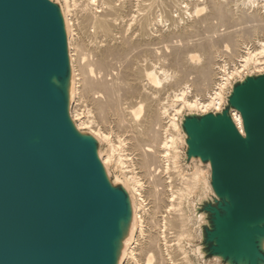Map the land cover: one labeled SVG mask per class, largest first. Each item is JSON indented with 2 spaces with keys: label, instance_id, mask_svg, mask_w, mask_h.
<instances>
[{
  "label": "water",
  "instance_id": "1",
  "mask_svg": "<svg viewBox=\"0 0 264 264\" xmlns=\"http://www.w3.org/2000/svg\"><path fill=\"white\" fill-rule=\"evenodd\" d=\"M61 7L0 0V264H117L133 215L99 141L71 119ZM178 124L182 166L209 169L188 207L198 258L264 264V70L233 77L219 109Z\"/></svg>",
  "mask_w": 264,
  "mask_h": 264
},
{
  "label": "bare ground",
  "instance_id": "2",
  "mask_svg": "<svg viewBox=\"0 0 264 264\" xmlns=\"http://www.w3.org/2000/svg\"><path fill=\"white\" fill-rule=\"evenodd\" d=\"M64 1L68 11L69 8L72 10L69 6L75 5L76 1ZM151 1L147 4L144 3L145 0H84L81 7L79 4L78 12L80 13L77 14L78 17H74V21L71 18L73 15L69 17L68 12H65L67 9L64 10L61 7L71 67L69 86L71 119L79 130H86L100 144L106 143V150L98 149L99 157L107 172L112 163L120 170L123 177L121 184L128 190L131 197L133 215L129 229L122 240L117 264H151L154 251L159 257L157 262L154 260V264H183V261H188L186 260L187 250H181L180 240L191 235L192 230L190 215L181 205L186 194L193 192L195 188L202 184L206 189L210 187L206 179V170L197 161L192 162L193 169L189 173L180 165L178 143L183 145V138L177 123L178 114L184 107L201 112L214 106L219 109L224 99L222 88L230 81L229 76L239 73L250 64L261 68L264 63V9L261 11L264 4L260 3V0H240L242 4L249 3L255 6L248 16L245 15L246 13L241 14L243 13L240 10L243 9L241 7L238 9L241 13L234 16L235 12L230 5L231 0H205L210 8L209 14L223 22V25L235 17L256 21L246 30L247 34L254 35L255 43L258 45L250 47L251 49L245 47L243 53H237V51L249 36L240 32L235 34L233 30L226 32L223 38L228 41L224 45L226 50L230 45V49L239 57L238 64L234 63L235 65L233 64L231 68L230 65L225 67L224 64H219V57L222 55H220L218 43L221 40L217 39L220 37L213 40L209 38L210 35H204L209 39L203 41L192 38L193 49L188 47V41L184 42L183 47L172 41L175 36L186 40L185 38L196 30L197 22L201 20L202 25V20L206 17L203 19L198 17V21L181 25H179L181 22L178 24V19L172 18L168 28L163 29L160 13L155 14L158 9L154 13L155 8H152V3L155 1ZM162 1L161 7L164 3ZM169 1L175 2L179 10L182 6L186 9L189 5L185 2L187 0ZM204 2L202 1V4ZM175 3L171 4L175 5ZM233 3L238 4L237 1ZM206 13L208 15V12ZM206 26L205 23L204 27L207 28ZM259 31L263 33L257 38L255 36ZM250 39L253 40V38ZM162 40L172 42L168 44L170 51L165 53L163 50L159 55L160 51H157L159 47H155V50L151 47L154 45L151 42L160 41L161 43ZM155 44L158 43L155 42ZM160 47L163 49L164 46L160 45ZM196 51L198 53H192ZM89 52L92 53L94 60H86ZM96 73L98 76L95 75ZM163 81H166L165 84L158 89V85ZM189 87L194 92L192 98L185 91ZM212 89L214 91H211ZM165 93L167 94L163 96ZM197 95L200 96L197 97ZM170 96H174V99ZM86 97L90 101L84 103L83 99ZM144 101L147 103L146 111L143 118L137 122L141 114L139 109H142ZM169 105L173 110H171L172 116ZM233 116L240 125L239 114L233 111ZM164 118L168 120L164 121ZM166 122H170L172 130L167 127ZM119 132L121 135L117 134ZM127 134H131L130 137ZM122 135L123 138H121ZM127 136L132 140L130 145L135 152L133 150L129 153L128 151L121 153L123 152L121 146L125 144L124 140ZM157 166H161L167 174L170 169L175 171V175L181 182L177 190L172 189L167 192L164 188L166 184L167 187L169 186L166 183L167 180L164 185L162 182L165 191L157 188V180L159 184L161 182L160 176H157V173L158 175L161 173ZM205 166L208 172V165ZM144 174L149 177H147L146 185L140 177L141 175L144 177ZM166 177H170V174ZM164 192L168 194L165 195ZM174 192L179 200L177 199V204L173 206ZM167 226L179 228L174 238L176 250H180L178 254L182 253L180 258L174 257L171 253V245L174 243H168L164 233ZM146 251L150 253L144 263L138 256L141 252L146 254Z\"/></svg>",
  "mask_w": 264,
  "mask_h": 264
},
{
  "label": "rangeland",
  "instance_id": "3",
  "mask_svg": "<svg viewBox=\"0 0 264 264\" xmlns=\"http://www.w3.org/2000/svg\"><path fill=\"white\" fill-rule=\"evenodd\" d=\"M56 1H58L60 4H61V6H62V9H67L66 8V6H64L65 4V1L64 0H56ZM76 2H75V5H72V6H69V7H72V10H71V8H69V11H68V9L65 11V12H68V15H69V17L71 16V14L73 15V16H71V18H72V20L74 21V17L76 18V17H78L79 15H77V14H79L80 12H78L79 10V8L83 5V3H84V0H75ZM83 1V2H82ZM150 1L151 0H145V2L144 3H150ZM155 1V2H154ZM187 1H189V2H187ZM187 1H185L187 4H189L188 5V7L185 9L184 7L185 6H182V9H178V8H176V3L175 2H171V1H167V0H163L162 2H164L163 3V7H161V5H162V3L160 4V2H161V0H152L151 2H154V3H152L153 5V7L152 8H155V9H153L154 10V13H155V11H157V9H158V11L155 13V14H158V13H160V16H161V24H162V28L163 29H167L168 28V24H170L171 23V21H172V18L173 19H178V24L179 25H181L182 23H188V22H191V21H198L199 19H203V18H205L204 20H202L203 22H202V25H201V20L200 21H198L197 22V25L199 26V25H201V26H197L196 25V30L193 32V34H190V35H188L187 37H188V39H187V37L185 38L186 40H183V39H180V37H178V36H175V37H171L172 38V41L174 40V42L177 44V45H180V46H182L183 47V44H184V42L185 41H188V47L189 48H191V49H193L192 48V43H193V41L194 40H198V41H203L204 39L205 40H207V39H213V40H216L217 38H219V39H217V40H221V41H219V43H218V46L220 47H218V49L219 50H221V54L220 55H222V56H220L219 57V64H224L225 65V67H229V65H230V68L232 67V65L234 64V63H236V65L238 64V60H239V57L237 56V54H236V52H233L232 51V49H230V45L228 46L229 47V49H227L226 50V48H225V44H227L228 43V41H226L225 39H223V38H225V35H226V32H229V30H233L232 32L233 33H235V34H238V32H240V33H243V35L244 34H246V35H248L249 37H247L246 39V41H244V43L240 46V48L238 49L239 51H237V53H243L244 51H245V47H247V48H249V49H251V48H253V47H255V46H257L258 44L257 43H255L256 42V38H254L253 36L254 35H250V33L249 34H247V30L250 28V27H252L253 26V24H255L256 23V21L254 22V21H252V20H250L249 18H237L236 19V17H235V19L233 18V20L231 21V20H228V22L226 21H224L225 23V25H223V22L221 23V21H219L218 19H216V17H213V15H210L209 14V11H210V8L208 7L209 5L207 4L208 2L207 1H205V0H187ZM202 1L204 2L203 4H202ZM230 1V0H229ZM235 2V1H237V3L238 4H234L233 2ZM239 1V2H238ZM168 3V5H167V3ZM185 2H183L184 4H185ZM174 4L175 3V5H172V4ZM231 4V7H232V10H233V12H235L234 13V16H237V14H239V12L241 13V11L243 12V13H241V14H244V13H246L245 15L246 16H248L249 14H251V12L253 11V9L255 8V6L253 7L251 4H249V3H246V4H242L241 2H240V0H231V2H230ZM260 3H263L264 4V1L263 0H260ZM79 4H81L80 5V7H79ZM184 4H181V5H184ZM196 4V5H195ZM200 4V5H199ZM207 4V5H206ZM251 5V6H250ZM76 6V7H75ZM156 6H157V8H156ZM166 6V7H165ZM169 6V7H168ZM206 6H207V8H206ZM264 6V5H263ZM261 7V11L264 9V7ZM74 7V8H73ZM196 7V8H195ZM237 7H239V8H237ZM240 7L241 8H245L246 9V11L244 12V10L243 9H240ZM169 8V9H168ZM194 8V9H193ZM74 9V10H73ZM75 9H77V10H75ZM165 9H168V10H165ZM238 9H240L241 11H239L238 12ZM191 10V11H190ZM166 11V12H165ZM188 11V12H187ZM193 12V13H192ZM206 12H208V15H210V16H208V15H206L207 13ZM250 12V13H249ZM74 13V14H73ZM190 13V14H189ZM192 13V14H191ZM77 15V16H76ZM192 15V16H191ZM204 17H203V16ZM195 16V17H194ZM190 17V18H189ZM198 17H199V19H198ZM201 17V18H200ZM212 17V18H211ZM182 18V19H181ZM191 18H192V20H191ZM197 18V20H195ZM210 18H211V20H210ZM171 19V20H170ZM189 19H190V21H189ZM194 19V20H193ZM206 19H207V22H206ZM250 20V21H249ZM209 21H211V23L209 22ZM213 21V22H212ZM217 21H219V22H217ZM229 21H231V23H229ZM199 22H200V24H199ZM205 23L207 24V28L208 27H211V28H205L204 26H205ZM210 23V24H209ZM227 23H229V24H227ZM215 24V25H214ZM210 25V26H209ZM227 26V27H226ZM161 27V26H160ZM200 29V30H199ZM247 29V30H246ZM213 30V31H212ZM228 30V31H227ZM246 30V32L244 33V31ZM212 31V32H211ZM197 32V33H196ZM214 32V33H213ZM225 33V34H224ZM262 31H259L258 33H256V36L255 37H257V38H259L261 35H262ZM204 35H206V36H209L210 35V37L208 38V37H206V36H204ZM258 35V36H257ZM201 37H203L202 39H200ZM192 38H194V40L192 39ZM215 38V39H214ZM249 38V39H248ZM250 38H253V40L252 39H250ZM177 39V40H176ZM189 39H190V41H189ZM223 39V40H222ZM164 40H162L161 41V43H159L160 41H155L156 43H158V44H155V42H151V43H154V45L153 46H151L152 48H154L155 50H156V48L155 47H159L158 49H157V51L159 52V55L161 54V51H163L164 50V52L165 53H167V52H169L170 51V47L168 46V44L169 43H171L170 42V40H166V41H164ZM183 41V42H182ZM247 41H249V42H247ZM180 42V43H179ZM150 43V44H151ZM190 43H191V45H190ZM150 44H149V46H150ZM220 44V45H219ZM152 45V44H151ZM160 45H162V46H164L163 47V49H161V47H160ZM248 45V46H247ZM251 47V48H250ZM257 48V47H256ZM156 51V52H157ZM163 53V52H162ZM192 53H198V51H196V52H192ZM232 55H231V54ZM158 54V53H157ZM233 54H234V56H233ZM89 56H86L87 58H86V60L87 61H91V59H93L92 57V53H90L89 52V54H88ZM231 55V56H230ZM88 57H90V58H88ZM94 60V59H93ZM223 62H222V61ZM93 63V62H92ZM235 65V64H234ZM95 68V67H94ZM249 68H253V69H256L255 71H262V70H264V63H263V65H262V67L261 68H257V67H255L254 66V64H250L248 67H246V69H244V70H242V71H240L239 73H240V75H241V73H243V72H247L248 70H249ZM258 69V70H257ZM260 69H262V70H260ZM94 73H95V71H94ZM239 73H235L234 75H231V76H229V80L230 81H228V83H227V85H225L223 88H222V90H223V98H224V94H225V91H226V89L229 87V84H231V78H233V77H235V76H239ZM96 76H98V73H96L95 74ZM231 77V78H230ZM218 81V80H217ZM165 82L166 81H163L161 84H159L158 85V89H160V88H162V85H164L165 84ZM230 82V83H229ZM192 89H191V87H189L188 89H186L185 91H186V93H187V95L189 94V97H194L193 96V94H194V92H193V90L191 91ZM188 91V92H187ZM211 91H214V89H212ZM167 93H165L163 96H165ZM191 95V96H190ZM207 95V94H206ZM200 95H197V97H199ZM85 97V96H84ZM81 98H83L82 96H81ZM170 98H173L174 99V96H170ZM84 100V103H87L88 101H90L89 99H88V97H86L85 99H83ZM171 100V102H172V99H170ZM223 102V101H222ZM83 103V104H84ZM145 104H146V106H145ZM171 105V104H170ZM170 105H169V107H170ZM146 107H147V103L144 101L143 102V107H142V109L140 108L139 109V111H141V114H140V117H139V119L137 120V122L138 121H140V119L141 118H143L142 116H144V112L146 111ZM211 108H213V109H217V107L216 106H214V107H211ZM210 109V108H209ZM208 109V110H209ZM171 110H172V107H170V109H169V111H170V113H171V116H172V113L173 112H171ZM200 110V109H199ZM173 111V110H172ZM187 111H196V110H191V109H188L187 107H184L181 111H180V114L181 113H183V112H187ZM180 114H178V117H179V115ZM95 115H97V111H95ZM170 115V114H169ZM168 120V118H164V121H167ZM163 121V120H162ZM168 123V124H167ZM177 123H178V118H177ZM166 125H167V127L168 128H170V130H172V126H171V124H170V122H166ZM174 128V127H173ZM83 130V129H82ZM128 133H130V132H128ZM117 134H119V135H121V133L119 132V133H117ZM124 136H125V133L123 134ZM123 135L121 136V138H123ZM128 135V134H127ZM130 135L131 134H129L128 136L130 137ZM126 137V139L124 140V143L125 144H122V150H123V152H121V153H127V151H128V153H129V151L131 152V151H133L134 150V148L132 147V145H130L131 143H130V141H132V140H130V138L129 137ZM131 146V147H130ZM132 148V150H130V148ZM106 148H107V145H106V143H101L100 144V149L103 151V150H106ZM125 150H124V149ZM178 148L180 149V156H179V160H180V165H181V167L184 169V170H186L187 171V173H189V172H191L192 171V166H193V163L191 164V166H190V168L189 169H187V168H185V167H183L182 166V162H181V152H182V148H183V145L181 144V143H178ZM133 152H135V150L133 151ZM124 156V155H123ZM129 156V155H128ZM131 160H133V159H131ZM203 166V165H202ZM203 168L206 170V176H207V167L206 166H203ZM157 169H159L160 171L159 172H161V173H159V175H158V173H157V176L159 177L160 176V178H159V180L161 181L160 182V184H159V181L157 180V182H158V184H157V188H159V189H161L162 191H165L166 189V191L168 192H170L172 189L173 190H177V187H179L180 186V178L178 177V176H176L175 175V171L173 172L172 171V169H170V171H169V173L168 174H170V177H166L168 174L167 173H165V171L161 168V166H157ZM185 171V172H186ZM109 172H110V174H111V178L112 179H114V180H117V179H120V180H123L122 178V175H121V173H120V170L118 169V168H116L115 167V165L112 163V164H110V166H109ZM108 172V173H109ZM209 172V171H208ZM145 176L143 177L142 175L140 176V177H142L143 179H141V181L143 182V184L144 185H146L147 184V182H146V180L149 178L148 177V175L147 174H144ZM147 175V176H146ZM120 176V177H119ZM162 176V177H161ZM166 178H165V177ZM148 177V178H147ZM165 178V179H164ZM166 180H167V182H166ZM162 182H163V185H164V182H166V183H168V187H167V184L166 185H164L165 187L164 188H166V189H164L163 187H162ZM171 185H170V184ZM170 187V188H169ZM160 190V191H161ZM205 190H206V188H205V186L202 184L201 186H199V187H197V188H195L194 190H193V192H191V193H188V194H186V196L184 197V201L182 202V207H183V209H185L187 212H188V214L190 215V211H189V203L191 202V201H193L194 199H196L200 194H202L203 192H205ZM167 192H164L165 193V195L166 194H168ZM174 194V197H173V206L174 205H176L177 204V201L179 200L177 197H175V196H177L176 195V193L174 192L173 193ZM170 198V197H169ZM178 199V200H177ZM169 202V200L167 201V203ZM180 206V205H179ZM176 207V206H175ZM161 209H163V207L161 208ZM192 215H190V228H191V235H189V236H186V238L185 237H183L181 240H180V245L182 246V248H181V250L182 249H186L187 250V253L186 254H188L187 255V259L186 260H188V261H186V262H184L183 261V264H189V262H191L190 264H217L216 262H214V261H211V262H203L202 260H200L199 258H198V256H197V253L195 252V245L199 242V229H198V222L196 221V219H194L193 217H191ZM169 226H167L166 227V231H164V233L166 234V238L168 239V243H174V244H172L171 246H172V248H171V246H170V248L172 249V251H171V253H173V255H174V257H176V258H180L181 257V255H182V253L181 254H178V253H180L179 251L180 250H176V248H177V245H175V242H176V239L174 238L175 237V233H176V231L179 229L178 227L176 228V227H174V228H168ZM169 238H168V237ZM188 237V238H187ZM170 239V240H169ZM175 250V251H174ZM144 253H145V250L143 251ZM175 252V253H174ZM144 253H140V255L138 256V258H140V260H141V262H144V263H146L145 261H146V259L148 258V254L150 253V252H148V251H146V254H144ZM154 253V257H152L151 258V261H150V263L152 264H154V260H156V262H157V260L159 259V257L157 256V255H155V251L153 252ZM177 253V254H176ZM175 254H176V256H175ZM142 258V259H141ZM158 258V259H157ZM178 260V259H177ZM179 260H182V259H179ZM178 260V261H179ZM153 261V262H152Z\"/></svg>",
  "mask_w": 264,
  "mask_h": 264
},
{
  "label": "built area",
  "instance_id": "4",
  "mask_svg": "<svg viewBox=\"0 0 264 264\" xmlns=\"http://www.w3.org/2000/svg\"><path fill=\"white\" fill-rule=\"evenodd\" d=\"M230 86V85H229Z\"/></svg>",
  "mask_w": 264,
  "mask_h": 264
}]
</instances>
